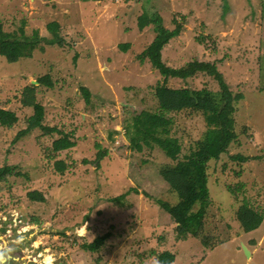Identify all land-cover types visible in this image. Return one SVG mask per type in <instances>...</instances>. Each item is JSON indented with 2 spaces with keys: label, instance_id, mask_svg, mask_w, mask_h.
I'll use <instances>...</instances> for the list:
<instances>
[{
  "label": "rangeland",
  "instance_id": "374dc122",
  "mask_svg": "<svg viewBox=\"0 0 264 264\" xmlns=\"http://www.w3.org/2000/svg\"><path fill=\"white\" fill-rule=\"evenodd\" d=\"M147 11L159 12L170 31L173 19L181 23L186 15L183 32L163 49L168 66L210 63L234 95H243L236 103L237 140L208 164L203 229L184 241L160 204L180 201L160 173L176 162L157 147L131 148L130 124L142 111H159L158 82L193 92L220 85L205 71L165 80L149 59L141 61L158 34L152 26L139 29ZM52 22L63 41L49 44ZM0 37L23 49L15 63L0 55V107L18 116L12 128L0 125V169L14 167L0 181L6 241L0 245L15 257L0 264H156L165 250L177 254L175 264H264V216L249 233L240 222L243 205L264 214V0H0ZM123 43H130L128 51ZM48 75L53 87L38 83ZM31 84L38 86L46 125L68 133L76 146L55 152L61 134L40 128L22 134L34 114L22 103ZM170 116L183 160L207 124L191 109ZM58 161L65 163L62 173ZM34 191L44 200H32ZM103 236L98 251L85 247Z\"/></svg>",
  "mask_w": 264,
  "mask_h": 264
},
{
  "label": "trees",
  "instance_id": "16d2710c",
  "mask_svg": "<svg viewBox=\"0 0 264 264\" xmlns=\"http://www.w3.org/2000/svg\"><path fill=\"white\" fill-rule=\"evenodd\" d=\"M181 17H183V22L181 23H179L177 18L173 19L176 25L172 31L163 25L164 18L159 12L147 11L139 17L138 26L140 30L152 26L154 31L156 29L158 32L150 46L140 54L141 61L144 62L149 59L152 66L159 70L165 80L169 78L187 79L194 76L197 72H208L210 76H213L218 81L220 90L203 89L202 91L193 92L186 88L176 89L169 87L162 81L158 82L155 86L154 96L160 101L159 111L146 110L133 117V123L130 124L132 140L130 147L137 151H143L145 148L152 150L157 147L168 158L176 162L175 164L162 166L160 173L180 201L176 206L161 200L160 204L178 224V238L184 241L190 237L198 238L200 231L203 229L210 199L207 175L208 164L214 159H220L228 151L231 144L237 140L236 103L243 98V95L240 93L234 95L230 86L225 82L222 73L210 63L194 61L193 63L190 62L187 67L179 69L166 64L163 49L172 39L180 36L183 32L187 18L186 15ZM48 28L52 37L44 40L49 44L60 42V40L63 41V38H60L58 24L52 22L48 25ZM199 42L203 41L199 40ZM130 46V43L120 44V48L123 51H128ZM22 53L23 49L12 43V41L0 37V55L6 57L10 63L18 62ZM52 79L48 75L38 79V83L43 86L53 87ZM84 93L87 98L90 97L88 89H85ZM22 103L26 107L34 109V114L27 120V129L22 134L26 135L37 128H40L45 134L56 132L61 134L62 137L53 144L52 150L55 152L76 146V142L70 139L68 133H64L57 127L46 125V108L38 101L37 85L31 84L25 88ZM188 109L198 111L204 115L207 129L201 139L196 142L190 154L180 160L182 147L179 144V140L172 138L170 135L173 125V119L170 114ZM17 122L18 116L16 113L0 107L1 126L12 128ZM107 152L108 149H104L100 153V157L105 158ZM234 158L241 161L249 160L242 155ZM57 165L62 166L58 168L59 172H64L65 163L58 161ZM13 168L0 169V181L6 177L7 173L13 172ZM229 189L232 190V187ZM29 196L32 200H44L43 195L37 191L30 193ZM198 206L199 208H197ZM242 209L240 222L244 232L248 233L258 229L263 222L264 214L259 213L253 207L247 208L246 205H243ZM105 240V236L99 237L92 244L85 245V247L96 252L104 245ZM204 242L205 247L209 249L208 245L211 244L207 241ZM157 256L160 264H174L177 254L170 250H165L158 253Z\"/></svg>",
  "mask_w": 264,
  "mask_h": 264
},
{
  "label": "clouds",
  "instance_id": "9594fccd",
  "mask_svg": "<svg viewBox=\"0 0 264 264\" xmlns=\"http://www.w3.org/2000/svg\"><path fill=\"white\" fill-rule=\"evenodd\" d=\"M263 223V222H262ZM257 230V229H256ZM255 231V230H254ZM246 233V232H245ZM249 233V232H248ZM245 245H243L244 247ZM247 248V246H245ZM248 249V248H247ZM250 252V251H249ZM11 253L8 250L3 249L2 247H0V262L4 261L8 255H10ZM156 264H159V261L156 262Z\"/></svg>",
  "mask_w": 264,
  "mask_h": 264
},
{
  "label": "flooded vegetation",
  "instance_id": "af4514ba",
  "mask_svg": "<svg viewBox=\"0 0 264 264\" xmlns=\"http://www.w3.org/2000/svg\"><path fill=\"white\" fill-rule=\"evenodd\" d=\"M1 240L5 241V239H1ZM5 242H6V241H5ZM4 245H6V243H5V244L1 243L0 247H2V246H4ZM11 258L14 259L15 257H12V256L8 255L7 258H6L4 261H5V262H8V260L11 259ZM22 260H24V259L22 258ZM4 261H2V263H3Z\"/></svg>",
  "mask_w": 264,
  "mask_h": 264
},
{
  "label": "water",
  "instance_id": "95a60500",
  "mask_svg": "<svg viewBox=\"0 0 264 264\" xmlns=\"http://www.w3.org/2000/svg\"><path fill=\"white\" fill-rule=\"evenodd\" d=\"M0 238L2 239V237H1V236H0ZM243 248H244V250H245L246 254H247V255H250V252H249V250H248V249H247L245 246H244Z\"/></svg>",
  "mask_w": 264,
  "mask_h": 264
},
{
  "label": "crops",
  "instance_id": "0c3cea01",
  "mask_svg": "<svg viewBox=\"0 0 264 264\" xmlns=\"http://www.w3.org/2000/svg\"><path fill=\"white\" fill-rule=\"evenodd\" d=\"M177 259V258H176ZM176 262V261H175ZM23 264H26L25 262H23ZM175 264V263H174Z\"/></svg>",
  "mask_w": 264,
  "mask_h": 264
}]
</instances>
